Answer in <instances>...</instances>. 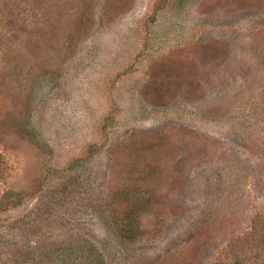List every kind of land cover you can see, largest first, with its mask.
Wrapping results in <instances>:
<instances>
[{
    "label": "rangeland",
    "instance_id": "obj_1",
    "mask_svg": "<svg viewBox=\"0 0 264 264\" xmlns=\"http://www.w3.org/2000/svg\"><path fill=\"white\" fill-rule=\"evenodd\" d=\"M264 0H0V264H264Z\"/></svg>",
    "mask_w": 264,
    "mask_h": 264
},
{
    "label": "trees",
    "instance_id": "obj_2",
    "mask_svg": "<svg viewBox=\"0 0 264 264\" xmlns=\"http://www.w3.org/2000/svg\"><path fill=\"white\" fill-rule=\"evenodd\" d=\"M255 216L258 217L259 221L257 226L261 227L262 235H264V213L256 211ZM249 261H242L241 259L234 258L229 260L226 264H249Z\"/></svg>",
    "mask_w": 264,
    "mask_h": 264
}]
</instances>
